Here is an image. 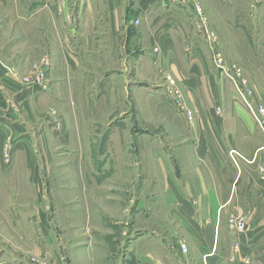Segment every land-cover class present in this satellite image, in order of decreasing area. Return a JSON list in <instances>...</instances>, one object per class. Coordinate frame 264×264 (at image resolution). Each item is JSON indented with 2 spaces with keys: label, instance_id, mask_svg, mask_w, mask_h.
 Masks as SVG:
<instances>
[{
  "label": "crops",
  "instance_id": "1",
  "mask_svg": "<svg viewBox=\"0 0 264 264\" xmlns=\"http://www.w3.org/2000/svg\"><path fill=\"white\" fill-rule=\"evenodd\" d=\"M12 1L0 6L8 15L0 49L6 44L21 52L11 57V73L0 67V152L22 131L19 143L30 139L23 120L36 101L38 121L59 133L53 143L58 154L85 156V172L99 174L85 187L108 191L101 212L131 221L137 235L125 264H264V133L252 134L253 120L237 110L225 116L209 110L206 116L189 85L193 79L178 66V52L171 51L169 68L160 62L168 69L164 77L187 79L193 93L182 82L156 84L157 41H181L177 30L187 33L190 0ZM16 26L21 48L5 38ZM8 47L1 53L12 54ZM44 58L51 66L43 87L11 78ZM177 88L191 118L177 104ZM17 90L22 92L14 103ZM165 107L169 128L161 135L145 124ZM233 151L238 155L232 157ZM94 214L92 206L86 209L90 221ZM240 222L242 231L235 227Z\"/></svg>",
  "mask_w": 264,
  "mask_h": 264
},
{
  "label": "rangeland",
  "instance_id": "2",
  "mask_svg": "<svg viewBox=\"0 0 264 264\" xmlns=\"http://www.w3.org/2000/svg\"><path fill=\"white\" fill-rule=\"evenodd\" d=\"M10 1L3 2L10 4ZM217 1L218 4L212 0L188 1L187 5H193L187 14L189 28L186 34L184 30H177L181 41L176 39L175 45L157 41L154 51L157 59L156 84L164 86L166 80L173 86L181 84L182 81L171 80V76L165 78L168 69H163L160 63L167 64L169 68L168 64L173 62L171 51L178 52V66L185 77L193 79V82L190 81L193 84L189 85L193 86L194 93L189 89L194 98L203 104L205 115L209 116V110L215 111L218 116L237 110V115L240 112L239 115L250 116L256 125V128L254 125L249 127L251 133L261 136L264 133V0ZM3 2L0 0V6ZM5 10L0 7V31L8 18ZM7 29L5 38L21 48L20 41L24 40L16 37L20 32L18 27ZM6 46L2 45L0 49V67L11 73L14 68L11 57L21 51L8 47V51L12 49V54L1 53ZM46 59L34 60L27 72L14 71L11 78L20 80L28 88L43 87L45 82L40 85L35 75ZM48 75L47 71L45 80ZM186 81L182 85L188 91ZM21 92L12 91L14 103L19 102L17 97ZM35 104L36 101H33L31 117H26L27 122L23 120L24 124L28 123L26 131L31 132L30 139L20 144L21 137L26 135L22 131L25 135L17 136L16 140L10 137L0 152L3 166L0 168V262L125 264L127 248L137 235L132 231L131 221L116 219V213L101 212L102 208L106 210L103 203L108 201V191L85 187L89 179L94 182L95 175L99 174L85 172L89 164V158L85 156L74 158L58 154L59 149L53 143L59 133L50 125L38 121L40 114L37 119ZM63 106L67 114V105ZM53 107L48 106L47 109L57 117ZM166 107L163 114L161 109L158 110L151 120L153 124H145L154 127V132L161 135H165L169 128L166 114L171 111ZM42 109L46 111L45 107ZM106 128L104 126V132ZM22 152L27 155H22ZM131 197L125 194V202L129 203ZM91 206L94 215H97L93 221L86 215V209ZM157 264L164 263L160 261Z\"/></svg>",
  "mask_w": 264,
  "mask_h": 264
},
{
  "label": "built area",
  "instance_id": "3",
  "mask_svg": "<svg viewBox=\"0 0 264 264\" xmlns=\"http://www.w3.org/2000/svg\"><path fill=\"white\" fill-rule=\"evenodd\" d=\"M50 60L49 59H46L42 64H41V66H40V70L39 71H37V75H35L38 79H37V81L38 82H40V85H42L41 84V82H45L46 80H45V78H46V74H47V71H48V67L50 66ZM173 85V84H172ZM174 87H175V85H174ZM175 95H176V101H177V104H178V106L182 109V110H184V111H186L187 112V114H188V116L191 118L192 116H193V110H191L188 106H187V104H186V100H185V98H184V96H183V94H182V92L181 91H179L178 90V88L175 90ZM56 128L57 129H60L61 128V123H60V121H58V120H56ZM8 151V150H7ZM233 154H236V155H238V153H236L235 151H233L232 153H231V156L232 157H234L233 156ZM7 156H8V154H7ZM236 227V229H238L239 231H242L243 229H244V223L243 222H240V223H238L237 224V226H235ZM182 250L184 251V252H187V246L186 245H182Z\"/></svg>",
  "mask_w": 264,
  "mask_h": 264
}]
</instances>
